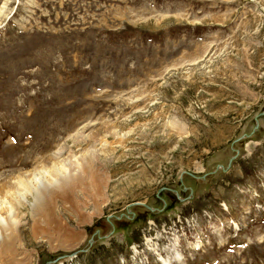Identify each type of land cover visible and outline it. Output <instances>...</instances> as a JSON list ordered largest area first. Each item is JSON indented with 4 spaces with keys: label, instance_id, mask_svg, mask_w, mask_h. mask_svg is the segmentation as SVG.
I'll list each match as a JSON object with an SVG mask.
<instances>
[{
    "label": "rangeland",
    "instance_id": "rangeland-1",
    "mask_svg": "<svg viewBox=\"0 0 264 264\" xmlns=\"http://www.w3.org/2000/svg\"><path fill=\"white\" fill-rule=\"evenodd\" d=\"M44 166L0 264H264V0H0L1 199Z\"/></svg>",
    "mask_w": 264,
    "mask_h": 264
},
{
    "label": "bare ground",
    "instance_id": "bare-ground-1",
    "mask_svg": "<svg viewBox=\"0 0 264 264\" xmlns=\"http://www.w3.org/2000/svg\"><path fill=\"white\" fill-rule=\"evenodd\" d=\"M65 162L70 163L72 161L66 160V161H63L61 163H56V164L54 163V164H51L50 168L59 170L60 167H62V166L63 167L64 166H66V167L71 166V165L67 166L66 164H64ZM57 164L58 165L62 164V165L57 166ZM58 170H57V172H58ZM67 171H68V173H67ZM63 172H65V173L60 174L58 179H54L53 181H52V178H51V180H49L51 177V174L45 166L40 167L35 171L32 170L29 173L17 176L14 179L15 181L13 183L9 182V183H7L6 186L1 187L2 189H4V188L8 189V192H7V194H5V196L3 195L4 197L2 199L0 197V207L2 208L1 205L4 204V200H5L6 196H10V199H12L13 201L16 200L17 202H22V201L17 200L18 197H20L22 195V191L23 192L29 191V193L31 194V198L34 201V204L30 206V208H31L30 212H32L33 215L35 213L36 214L42 213L41 217L47 216L49 213H51L53 211V209H55V205H54V202L52 200L53 195H55V193L62 195L67 190L69 191V189L72 187V185L70 183L71 178H70V176H68V175H70L69 169L65 170ZM10 188H13V190L9 191V190H11ZM62 203L64 204V203H66V201L62 200ZM14 210H13V212H11L12 211L11 210L10 213H7L8 212L7 211L5 213V216H2L0 213V246H3L5 244V242L11 238L12 234L17 233L16 228H17L18 224L16 221L17 220L16 217L18 214Z\"/></svg>",
    "mask_w": 264,
    "mask_h": 264
}]
</instances>
